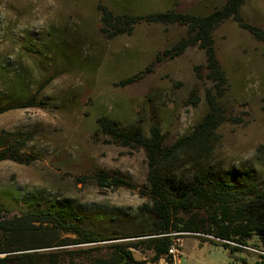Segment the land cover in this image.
Instances as JSON below:
<instances>
[{"label":"rangeland","instance_id":"obj_1","mask_svg":"<svg viewBox=\"0 0 264 264\" xmlns=\"http://www.w3.org/2000/svg\"><path fill=\"white\" fill-rule=\"evenodd\" d=\"M225 1L0 0V107L35 95L32 106L0 112V150L5 139L16 140L30 158L28 163L0 160V209L6 208L0 217L29 203L58 201L93 237L149 230L146 154L134 142L122 145L102 133L101 116L145 133L156 122L164 142L172 145L199 128L210 98L222 117L208 135L210 161L262 168L264 43L231 19L218 24L211 47L225 76L220 82L210 77L201 41L179 55L164 53L190 37L185 24L141 21L122 34L111 36V27L101 32L105 10L112 16L167 10L206 15ZM241 12L247 23L264 28V0H245ZM202 236L214 239L183 236L177 264H254L258 259L255 241L230 250ZM115 241L79 246L95 255ZM142 252L154 258V251Z\"/></svg>","mask_w":264,"mask_h":264},{"label":"trees","instance_id":"obj_2","mask_svg":"<svg viewBox=\"0 0 264 264\" xmlns=\"http://www.w3.org/2000/svg\"><path fill=\"white\" fill-rule=\"evenodd\" d=\"M244 2L226 0L206 15L167 10L138 16H112L105 10L101 32L105 33L106 28L111 27V36L122 34L141 21L185 24L189 27L190 37L181 39L164 53L179 55L187 46L201 41L202 47L206 48L210 77L223 82L224 73L211 47V33L218 24L231 19L264 43V28L243 19L241 9ZM34 103L35 95H32L24 102L3 105L0 112L26 108ZM221 120L218 106L208 98V109L199 128L188 137L168 145L156 122L151 125L149 133H145L137 125L123 127L112 118L99 117L97 127L102 133L122 145L134 142L146 154L148 173L144 188L150 206L149 230L121 237H93L81 229L65 203H29L30 207L24 206L12 215L0 217V254H4L0 256V264H137L132 249L152 250L157 258L167 253L172 244L171 236L165 234L177 231L212 236L214 239L202 237L230 250H241V246H249V242L255 241L259 254L254 264H264V165L258 170L227 167L210 161L212 148L208 135ZM15 141L5 139L6 147L0 150V160L28 163L30 158L22 153L21 146ZM260 148L258 151L264 153V146ZM101 174L102 180H108V174ZM113 182L132 186L117 177H113ZM1 208L0 213L5 212V206ZM63 233L78 237H63ZM131 237L138 239L121 240ZM111 239L118 241L109 244L105 252L95 255H88L87 252L92 250L79 246Z\"/></svg>","mask_w":264,"mask_h":264},{"label":"built area","instance_id":"obj_3","mask_svg":"<svg viewBox=\"0 0 264 264\" xmlns=\"http://www.w3.org/2000/svg\"><path fill=\"white\" fill-rule=\"evenodd\" d=\"M194 233L190 232H172L169 235L172 238V244L169 246L167 253L160 255L157 258H150L146 253H143L141 250H134L140 254V259H136L137 264H177V257L179 256V252L181 249V245L183 243V236L190 235Z\"/></svg>","mask_w":264,"mask_h":264},{"label":"water","instance_id":"obj_4","mask_svg":"<svg viewBox=\"0 0 264 264\" xmlns=\"http://www.w3.org/2000/svg\"><path fill=\"white\" fill-rule=\"evenodd\" d=\"M132 251H133L134 257L137 259H140V254L138 252H135L134 250Z\"/></svg>","mask_w":264,"mask_h":264}]
</instances>
